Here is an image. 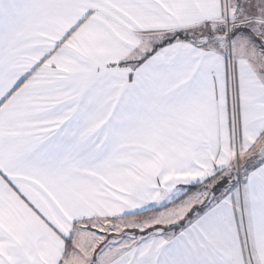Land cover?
<instances>
[{
	"label": "snow or ice",
	"instance_id": "obj_1",
	"mask_svg": "<svg viewBox=\"0 0 264 264\" xmlns=\"http://www.w3.org/2000/svg\"><path fill=\"white\" fill-rule=\"evenodd\" d=\"M0 264H264V0H0Z\"/></svg>",
	"mask_w": 264,
	"mask_h": 264
}]
</instances>
